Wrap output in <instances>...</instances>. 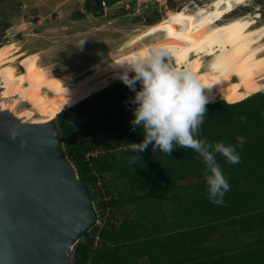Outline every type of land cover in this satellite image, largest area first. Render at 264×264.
<instances>
[{
	"label": "trees",
	"instance_id": "1",
	"mask_svg": "<svg viewBox=\"0 0 264 264\" xmlns=\"http://www.w3.org/2000/svg\"><path fill=\"white\" fill-rule=\"evenodd\" d=\"M100 2L110 5L113 0H96L94 5H87L88 9H95L100 6ZM73 15L81 16V12L74 11ZM155 17L156 14L146 16L145 23L150 24L156 21L158 18L155 19ZM113 82L111 83L112 90L97 91L75 105L64 107L56 114L66 155L75 166L79 179L85 185L88 179L93 182L96 178L102 180V172L112 171L116 177L129 178L130 191L138 189L144 191L131 195L122 202L128 203L156 197L157 210L153 206L150 208L158 214L166 211L160 205V199L164 193L171 196L174 190L184 191L186 192L184 195L187 196L186 200L173 199L171 196L172 205L170 206H177L185 212L200 209L207 222L214 220L209 217L210 212L227 208L237 209L243 199L255 207L260 204L258 202L264 201V89L242 100L226 98L208 102L206 105L207 116L202 125L201 137L209 141L224 140L232 144L236 142L230 139L237 134H252L255 137V141L237 149L241 158L240 163L228 164L223 157L219 155L216 157L231 185V190L224 197L225 204L216 205L208 200L204 181L195 182L186 190L185 188L181 190L178 185H175V181L169 180L171 176L181 178L185 173L203 178L201 175L203 165L197 158V154L190 149L175 148L170 155L159 152L155 158L143 162L142 167L136 170L129 163L130 158L123 156L116 159L113 156L110 152L111 148L121 144L126 149L128 143H139L143 139L142 130L139 128L133 130L131 124L133 119V113L130 111L132 108L131 90L124 86L120 79ZM204 94L207 96V88L204 89ZM90 103H93L92 106ZM216 105L221 109L229 110L230 115L226 117L227 120H222L220 115L212 110ZM90 107L101 109L102 112L88 115L85 112ZM83 114L86 115L83 117ZM242 115L247 118L246 123L241 122L240 116ZM93 150L101 151V154L97 156L88 154L87 158L84 157L86 153ZM242 182L247 183V187L243 188ZM102 184L104 185L103 182ZM106 203L111 206L118 201L110 194ZM161 221H152V223L156 226ZM140 224L138 220L122 218L120 224L113 228L112 223L106 222L98 228L97 238L90 237L86 242L82 241L84 233L74 248L73 264H100L101 262L113 264L114 260L119 261L121 258L117 255L118 252L145 243V241L140 243L137 240L140 235L139 230L132 229Z\"/></svg>",
	"mask_w": 264,
	"mask_h": 264
},
{
	"label": "bare ground",
	"instance_id": "2",
	"mask_svg": "<svg viewBox=\"0 0 264 264\" xmlns=\"http://www.w3.org/2000/svg\"><path fill=\"white\" fill-rule=\"evenodd\" d=\"M248 1L210 0L167 8L166 19L149 24L152 28L142 39L110 48L82 66L72 65L78 55L63 50L68 64L62 72L45 69L38 49L17 53L19 46L13 42L0 44V108L29 122L48 120L119 80L115 62L145 47L167 48L176 67L190 69L207 87L209 103L242 100L264 88V21L258 19L257 7L232 14L238 6L248 7Z\"/></svg>",
	"mask_w": 264,
	"mask_h": 264
},
{
	"label": "rangeland",
	"instance_id": "3",
	"mask_svg": "<svg viewBox=\"0 0 264 264\" xmlns=\"http://www.w3.org/2000/svg\"><path fill=\"white\" fill-rule=\"evenodd\" d=\"M209 1L113 0L110 5L100 2V6L89 10L87 5H94L96 0H0V44L13 42L19 46L17 53L32 52L38 49L39 61L40 63L42 62L43 66H46L45 69L51 72H62L67 69V54L72 56L80 55L79 57L77 56V59H79H75L72 65L75 67L82 66L88 63L86 61L89 60L88 58L95 59L110 48L112 50L121 47L125 48L131 42L140 39V37L142 39L152 28L148 26V23H145L146 16L156 14L155 19H158L154 22L161 23L166 19L165 12L167 8L175 10L183 6H192L191 4L194 3L199 5ZM248 3V7L238 6L232 14L254 11L258 7V19L264 21V0H249ZM74 11L81 12V16L76 17L73 15ZM1 22H4V32L1 29ZM3 34H5L4 38L6 40L1 39ZM66 49L67 54L63 52ZM21 57L23 56L21 55ZM112 84L110 83L103 90H112ZM122 84L126 86L124 83ZM133 95L134 93L132 92L131 97ZM90 104L92 106L93 103ZM87 110L85 113L88 115L102 112L101 109L91 107ZM212 110L218 113L222 120H227L226 117L230 115L229 110L226 108L221 109L217 105ZM86 114L82 116L84 117ZM72 131H74L73 128ZM60 134L62 139L61 130ZM237 136L245 138L246 143L244 145L255 141V137L252 134H237L230 140L236 142ZM124 148L120 144L111 148L110 152L113 153L116 159H120L123 156L130 159L133 156H139L138 162L132 165L135 170L140 169L143 162L155 158L160 152L151 145L140 153H134L128 147ZM91 152V156L101 154V151L98 152L97 150ZM88 173L90 174L91 171L89 170ZM102 176V180L96 178L94 182L91 179L86 182V186L92 195L98 220L84 234L83 242H86L90 237H93V239L97 238L98 228L106 222L112 223L113 228H115V226L120 224L122 218L129 219V216H132L138 210L141 211L144 209L141 207L145 206L142 201L122 202L125 198L140 191L139 189L136 191L129 190V178L116 177L112 171L102 172ZM169 180L175 181V185L176 182H181L187 186L195 182L204 181L203 178L195 177L191 173H185L181 178L171 176ZM110 194L118 203L111 206L107 205L106 201ZM140 204L144 206H140Z\"/></svg>",
	"mask_w": 264,
	"mask_h": 264
},
{
	"label": "water",
	"instance_id": "4",
	"mask_svg": "<svg viewBox=\"0 0 264 264\" xmlns=\"http://www.w3.org/2000/svg\"><path fill=\"white\" fill-rule=\"evenodd\" d=\"M97 220L57 116L34 123L0 108V264H73Z\"/></svg>",
	"mask_w": 264,
	"mask_h": 264
},
{
	"label": "clouds",
	"instance_id": "5",
	"mask_svg": "<svg viewBox=\"0 0 264 264\" xmlns=\"http://www.w3.org/2000/svg\"><path fill=\"white\" fill-rule=\"evenodd\" d=\"M115 64L117 77L134 93L130 98L133 130L139 128L143 133L141 142L128 143V149L140 153L151 145L166 155L175 148L192 150L203 165L201 175L208 200L224 205L231 185L216 157H223L228 164L240 163L237 149L243 148L246 140L237 136L232 144L201 137L209 102L204 94L207 87L190 69L176 67L164 47H145ZM240 120L247 122L243 115ZM139 159L133 156L129 163L134 165Z\"/></svg>",
	"mask_w": 264,
	"mask_h": 264
},
{
	"label": "crops",
	"instance_id": "6",
	"mask_svg": "<svg viewBox=\"0 0 264 264\" xmlns=\"http://www.w3.org/2000/svg\"><path fill=\"white\" fill-rule=\"evenodd\" d=\"M242 183L243 188L247 187V183ZM176 185L181 190L191 186L181 182ZM185 193L174 190L171 196L183 201ZM171 196H161L160 205L166 210L162 214L151 211L152 206L157 210L156 197L140 200L145 208L129 219L141 222L132 229L139 230L137 240L146 244L118 252L121 259L113 264H264V201L255 207L243 199L237 209L210 212L209 217L214 220L207 222L200 209L185 212L170 206ZM157 220L162 221L154 226L152 221Z\"/></svg>",
	"mask_w": 264,
	"mask_h": 264
},
{
	"label": "flooded vegetation",
	"instance_id": "7",
	"mask_svg": "<svg viewBox=\"0 0 264 264\" xmlns=\"http://www.w3.org/2000/svg\"><path fill=\"white\" fill-rule=\"evenodd\" d=\"M258 8V7H257ZM250 12V11H249ZM244 13H247V12H244ZM6 21V20H5ZM1 29L3 30L2 32H4V22H1ZM5 34H3V36H1V39L2 40H6L5 38Z\"/></svg>",
	"mask_w": 264,
	"mask_h": 264
},
{
	"label": "built area",
	"instance_id": "8",
	"mask_svg": "<svg viewBox=\"0 0 264 264\" xmlns=\"http://www.w3.org/2000/svg\"><path fill=\"white\" fill-rule=\"evenodd\" d=\"M88 154H89V155H91V154H92V152H90V153H86V154H85V157H87V155H88Z\"/></svg>",
	"mask_w": 264,
	"mask_h": 264
}]
</instances>
